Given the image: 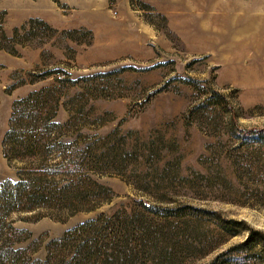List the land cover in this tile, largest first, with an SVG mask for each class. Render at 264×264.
Segmentation results:
<instances>
[{
  "label": "rangeland",
  "instance_id": "obj_1",
  "mask_svg": "<svg viewBox=\"0 0 264 264\" xmlns=\"http://www.w3.org/2000/svg\"><path fill=\"white\" fill-rule=\"evenodd\" d=\"M206 1L0 0L9 35L36 18L57 30L51 36L39 31L33 44L18 45V55L0 52V185L17 178L3 154L13 103L45 87L60 89V122L82 110L85 133L114 134L109 147L117 144L120 152L132 153L125 171L99 179L115 196L95 212L64 220L13 214L15 226L33 235L17 247L41 240L33 257L45 260L47 244L81 223L104 213H139L137 198L205 207L264 232V170H242L241 178L242 154L231 139L211 133L214 124L201 119L187 124L200 91L183 82H200L202 88L204 81L212 82L240 109L243 127L264 128V12L259 10L264 0H247L255 6L256 21L235 60L227 57L232 53L210 54L200 47L194 27L206 17ZM41 71L56 73L32 82L31 73ZM62 71L72 82L59 83ZM147 218L152 238L146 254L130 264H209L249 235L244 230L226 236L215 223L189 218Z\"/></svg>",
  "mask_w": 264,
  "mask_h": 264
},
{
  "label": "trees",
  "instance_id": "obj_2",
  "mask_svg": "<svg viewBox=\"0 0 264 264\" xmlns=\"http://www.w3.org/2000/svg\"><path fill=\"white\" fill-rule=\"evenodd\" d=\"M5 15L0 13V52L18 55V45L33 44L41 37L39 31L44 30L45 36L57 31L36 18L15 28L11 36L4 28ZM62 72L59 83L72 82L71 75ZM54 73L32 72V82ZM183 82L200 91L187 113V124L201 119L214 124L211 133L228 136L232 148L242 154L241 178L242 170L261 173L264 128L243 127L240 109L212 82L204 81L203 88L200 82ZM61 106L62 95L55 86L33 91L13 103L3 154L17 178L0 185V264H130L146 254V244L152 238L147 215L215 223L230 237L248 230L245 241L219 252L209 264H264V232L250 229L245 221L227 219L218 211L190 203L168 205L147 198L136 199L139 213L100 214L51 240L45 260L33 257L42 247L41 240H34L28 248L17 247L33 235L15 226L13 214L32 213L37 220L45 216L64 220L81 212H95L115 196L99 179L125 171L132 155L125 149L120 148V152L117 144L109 147L114 134L100 137L85 133L82 110L71 111L70 118L60 122Z\"/></svg>",
  "mask_w": 264,
  "mask_h": 264
},
{
  "label": "crops",
  "instance_id": "obj_3",
  "mask_svg": "<svg viewBox=\"0 0 264 264\" xmlns=\"http://www.w3.org/2000/svg\"><path fill=\"white\" fill-rule=\"evenodd\" d=\"M204 5L206 17L198 25L199 44L202 49L217 52L232 53L230 59L242 56L241 47L249 25H254L255 6L249 5L247 0H208ZM251 6V7H249ZM259 10L264 12V7ZM215 11V12H214ZM213 12V13H211ZM239 67V66H237ZM243 69V66H242Z\"/></svg>",
  "mask_w": 264,
  "mask_h": 264
}]
</instances>
